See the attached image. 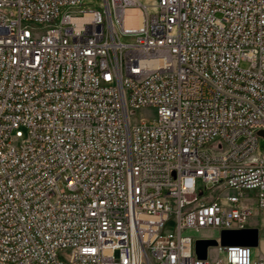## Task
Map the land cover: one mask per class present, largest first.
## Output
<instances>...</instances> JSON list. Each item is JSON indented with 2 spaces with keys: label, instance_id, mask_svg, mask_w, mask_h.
Instances as JSON below:
<instances>
[{
  "label": "built area",
  "instance_id": "obj_1",
  "mask_svg": "<svg viewBox=\"0 0 264 264\" xmlns=\"http://www.w3.org/2000/svg\"><path fill=\"white\" fill-rule=\"evenodd\" d=\"M99 5L0 0V264H264V0Z\"/></svg>",
  "mask_w": 264,
  "mask_h": 264
},
{
  "label": "water",
  "instance_id": "obj_2",
  "mask_svg": "<svg viewBox=\"0 0 264 264\" xmlns=\"http://www.w3.org/2000/svg\"><path fill=\"white\" fill-rule=\"evenodd\" d=\"M264 137V130L259 132ZM260 232L257 228L244 230L223 231L221 233L222 246H250L257 247L259 244ZM218 241L215 239H198L196 241V254L199 259L205 260L208 257V250L217 247Z\"/></svg>",
  "mask_w": 264,
  "mask_h": 264
},
{
  "label": "rangeland",
  "instance_id": "obj_3",
  "mask_svg": "<svg viewBox=\"0 0 264 264\" xmlns=\"http://www.w3.org/2000/svg\"><path fill=\"white\" fill-rule=\"evenodd\" d=\"M92 5L100 6L99 4L102 0H88ZM148 0H142V2H147ZM140 114L146 119H152L155 117L156 111L153 109L141 110ZM261 147L264 151V139L261 140ZM251 225L256 226L260 229V241L256 248L257 255L264 258V218L254 217L250 220ZM200 237H217L219 233L213 230L203 231L199 234Z\"/></svg>",
  "mask_w": 264,
  "mask_h": 264
},
{
  "label": "bare ground",
  "instance_id": "obj_4",
  "mask_svg": "<svg viewBox=\"0 0 264 264\" xmlns=\"http://www.w3.org/2000/svg\"><path fill=\"white\" fill-rule=\"evenodd\" d=\"M141 19L139 17L135 18V19H130V22L135 24V25H140L141 24ZM9 137L10 138H17V129H10L9 130Z\"/></svg>",
  "mask_w": 264,
  "mask_h": 264
}]
</instances>
